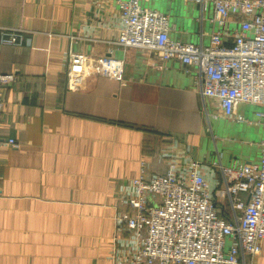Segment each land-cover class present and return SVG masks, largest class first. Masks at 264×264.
Instances as JSON below:
<instances>
[{
  "label": "crops",
  "instance_id": "crops-1",
  "mask_svg": "<svg viewBox=\"0 0 264 264\" xmlns=\"http://www.w3.org/2000/svg\"><path fill=\"white\" fill-rule=\"evenodd\" d=\"M141 4L170 15L171 37L210 43L212 1L205 10L189 0ZM0 25L23 29L22 44L0 46V73L14 75L0 85V264L127 262L136 240L122 213L142 161L152 173L173 162L182 174L197 159L216 192L218 163L260 159L262 107L240 103L243 121L213 98L206 109L197 68L121 47L117 0H0ZM70 51L123 59L125 80L89 73L70 89ZM239 264H264V240Z\"/></svg>",
  "mask_w": 264,
  "mask_h": 264
},
{
  "label": "built area",
  "instance_id": "built-area-1",
  "mask_svg": "<svg viewBox=\"0 0 264 264\" xmlns=\"http://www.w3.org/2000/svg\"><path fill=\"white\" fill-rule=\"evenodd\" d=\"M189 1L199 3L203 10L209 1L213 3L214 29L209 44L171 37L170 15L143 6L141 0H117L118 17L124 24L117 43L124 49H139L152 64L178 59L197 68L206 109V101L213 98L224 116L243 121L236 113L240 103L260 105L256 114L264 128V0ZM233 20L238 27H231ZM22 31L0 25V46L22 44ZM89 73L124 81L125 61L112 55L95 57L70 51L68 87L79 89ZM13 76L0 73V85L10 83ZM5 105L0 89V117ZM8 142L19 146L15 138ZM201 165L192 159L191 169L177 174V164L171 162L166 172L152 173L142 161L127 197L128 208L122 213L123 224L135 235L136 249L129 261L119 264H239L243 257L261 254L264 136L258 161L218 163L223 181L216 192ZM243 193L248 198H243Z\"/></svg>",
  "mask_w": 264,
  "mask_h": 264
}]
</instances>
